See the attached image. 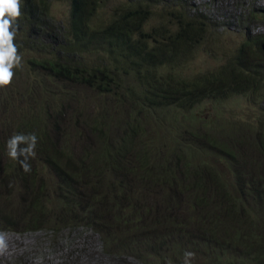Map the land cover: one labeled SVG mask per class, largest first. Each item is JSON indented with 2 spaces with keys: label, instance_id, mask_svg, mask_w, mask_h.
<instances>
[{
  "label": "trees",
  "instance_id": "16d2710c",
  "mask_svg": "<svg viewBox=\"0 0 264 264\" xmlns=\"http://www.w3.org/2000/svg\"><path fill=\"white\" fill-rule=\"evenodd\" d=\"M50 2L20 0L21 16L13 25L17 48L28 46L39 56L34 51L13 68L14 98L28 105L11 136L35 134L37 144L26 172L23 157L8 155L10 138L0 131V228L54 230L64 221L84 223L100 233L108 250H127L148 264H183L186 251L194 257L200 252L213 264H264V109L255 120L235 119L244 129L237 136L198 124L195 112L186 123L185 116L176 117L200 99L221 102L259 92L264 34L245 38L219 67L186 75L173 61L202 32L197 17L171 13L178 27L165 35V28L143 32L161 0L126 1L98 25L91 19L101 0H69L61 28L53 23ZM150 36L157 43L150 45ZM81 86L109 96L120 114L115 118L103 104L83 119L80 126L96 146L83 140L77 149L68 138L82 134L65 107L78 100L74 91ZM69 90L73 98L66 102ZM7 104L10 99L1 103ZM167 111L174 115L172 127L164 124L171 118ZM153 112L170 134L157 142L153 127L143 125L155 118L147 114ZM2 126L9 122L1 118ZM212 154L223 159V168L208 161Z\"/></svg>",
  "mask_w": 264,
  "mask_h": 264
},
{
  "label": "rangeland",
  "instance_id": "374dc122",
  "mask_svg": "<svg viewBox=\"0 0 264 264\" xmlns=\"http://www.w3.org/2000/svg\"><path fill=\"white\" fill-rule=\"evenodd\" d=\"M49 1H51L49 11L53 17L54 25L56 24L61 28L65 27L69 16V0ZM126 1L131 2L134 0H101L96 14L91 19L92 25H98L107 20L116 6ZM179 11L182 12L184 17H187V15L197 17L198 22L203 26L202 32L197 36L196 41H192L189 47L185 51H181L176 60L173 61V66L186 75L203 71L205 73L219 67L226 61L227 57L238 50L245 38L253 39L257 34H264V0H161L150 11L148 19L143 24V32H151L155 28L167 29L165 35L174 32L178 24L171 13H178ZM40 39L43 43L48 44L45 37ZM159 39L164 40L162 35H159ZM148 43L153 45L157 41L150 36ZM17 50L22 58L21 63L25 62L26 57L32 55L34 51L39 56L37 50H29L28 46L17 48ZM39 53H41L40 50ZM88 54L90 57L93 56L90 53ZM247 58L244 55L242 61H247ZM256 60L260 61V59ZM162 66H159V71ZM14 81L12 78L10 86L9 84L0 86V119H6L9 122L8 127L2 126V129H0L4 138L5 134L8 138L13 137L11 135L15 124L20 121L21 113L26 110L25 108L28 105L26 99H21L22 101L18 102L14 98L17 95V91L15 92V88L12 86ZM17 86L21 87L20 82L17 83ZM74 92L78 100H72L65 107L66 114L71 120L76 119V128L77 131L80 130L82 138L73 136L68 138V142L77 149L80 144H85L83 140L96 146V143H93L96 140L86 132V129L80 126L81 122L83 119H88L89 116L94 115L103 104H107L106 109L112 112L115 118L119 116L120 108L115 105L114 100L109 99V96L99 94L85 86H81L80 89L76 88ZM74 92L69 90V96L65 99L66 102L73 98ZM251 92L245 91L232 94L221 102L214 99H200L194 103L191 109L183 111L184 115L178 113L176 117L182 119L185 116L184 122L186 123L188 119L192 118V113L195 112L194 120L198 124L204 123L207 128L220 126V128L214 129V132L221 136H226L229 132L237 136L244 130L243 123H237L234 120L253 119L258 109H264V85L259 92H255V94ZM3 98L11 100V107L8 104L5 107L1 105V103H4ZM55 101L59 102L60 97L56 98ZM167 113L171 118L167 119L164 124L172 127V116L174 115L171 111H167ZM147 114H149V117H155L153 120L148 121L149 125L152 126H149L146 121L143 122L145 128L150 130L153 127L154 135L153 132L151 134L155 136V142L170 136L164 124L161 123L163 119L158 116V112ZM64 116L66 117V115ZM124 119L126 117L120 115L119 120L121 123ZM111 131L112 127H110ZM148 134L150 136V131ZM208 161L217 168L224 167V161L220 156L217 157L212 154ZM42 173L49 174V171L43 167ZM221 177L226 184L227 176L221 174ZM83 200V203L88 202L85 198ZM180 204L183 206L182 203ZM126 207L128 205L122 206L128 211L130 208ZM111 208L113 209V204H111ZM179 211L182 212V208H179ZM100 219L104 220L105 223L108 222L107 216H102ZM105 228L114 230L109 226ZM0 234L4 235L6 243V247L0 249V264H148L127 250L123 251L118 248L108 250L106 244L101 240L100 233L84 223L73 222L67 224L64 221L61 226L54 230L46 227L20 230L0 228ZM197 254L199 256L194 257L192 264H213L205 262L204 254L200 252ZM149 259L154 261L151 256ZM221 264L225 263L222 262Z\"/></svg>",
  "mask_w": 264,
  "mask_h": 264
},
{
  "label": "clouds",
  "instance_id": "9594fccd",
  "mask_svg": "<svg viewBox=\"0 0 264 264\" xmlns=\"http://www.w3.org/2000/svg\"><path fill=\"white\" fill-rule=\"evenodd\" d=\"M21 16L20 0H0V86L11 83L14 72L13 68L21 65L22 58L18 54L17 46L14 44L15 28L13 25ZM25 144V147H20ZM37 137L35 134H18L8 141V155L12 159H19L24 171L31 170L27 162L30 157H35ZM6 247L5 237L0 234V249ZM195 254L191 251L184 253L183 264H192Z\"/></svg>",
  "mask_w": 264,
  "mask_h": 264
}]
</instances>
